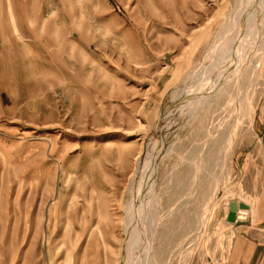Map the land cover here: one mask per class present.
Returning a JSON list of instances; mask_svg holds the SVG:
<instances>
[{
    "label": "rangeland",
    "instance_id": "374dc122",
    "mask_svg": "<svg viewBox=\"0 0 264 264\" xmlns=\"http://www.w3.org/2000/svg\"><path fill=\"white\" fill-rule=\"evenodd\" d=\"M239 1L0 0V264H121L155 135L154 264L225 259L264 118V33L211 100L179 107Z\"/></svg>",
    "mask_w": 264,
    "mask_h": 264
},
{
    "label": "bare ground",
    "instance_id": "6f19581e",
    "mask_svg": "<svg viewBox=\"0 0 264 264\" xmlns=\"http://www.w3.org/2000/svg\"><path fill=\"white\" fill-rule=\"evenodd\" d=\"M263 29L264 0H240L233 19L222 28L221 33L219 32L216 49L212 50L209 63H206L202 74L195 77V80L190 79L191 86H184L186 95L179 108L183 109V104L187 102L190 103V107L195 106L190 108L189 112L204 106L211 92L213 94L217 89L219 91L230 73L237 71L243 61L257 52L260 43L263 42L261 37L264 33ZM164 115L167 116V112ZM164 119L160 121L159 127L163 125ZM159 143L157 135L153 136L147 145L149 154L145 157L138 156L135 170L130 178V186L126 190L124 200L126 239L121 264H154L151 254L153 243L149 233L153 228L151 225L155 200L153 190L157 182L159 161L152 160L151 157H153L152 153L157 152L155 145ZM161 152H158V156L162 154ZM248 211L240 210L239 218Z\"/></svg>",
    "mask_w": 264,
    "mask_h": 264
},
{
    "label": "crops",
    "instance_id": "0c3cea01",
    "mask_svg": "<svg viewBox=\"0 0 264 264\" xmlns=\"http://www.w3.org/2000/svg\"><path fill=\"white\" fill-rule=\"evenodd\" d=\"M264 114L262 113V117ZM258 130V146L249 156L246 164L250 170L246 177V185L250 194L245 199L227 201L223 219V236L229 235L230 244H225L227 251L225 259L216 260V264H264V118L261 119ZM244 202L250 206L247 217L239 218L235 223L227 221L229 203Z\"/></svg>",
    "mask_w": 264,
    "mask_h": 264
},
{
    "label": "water",
    "instance_id": "95a60500",
    "mask_svg": "<svg viewBox=\"0 0 264 264\" xmlns=\"http://www.w3.org/2000/svg\"><path fill=\"white\" fill-rule=\"evenodd\" d=\"M249 209H250V206L244 202L231 201L229 203V211L227 214V221L230 223H235L239 217L238 216L239 211L240 210H249ZM247 213H244L242 215H246Z\"/></svg>",
    "mask_w": 264,
    "mask_h": 264
}]
</instances>
